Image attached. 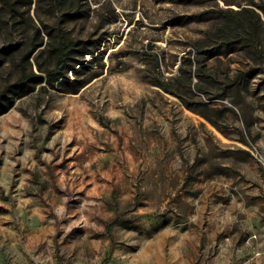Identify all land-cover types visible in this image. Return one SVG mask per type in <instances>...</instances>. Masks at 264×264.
<instances>
[{
    "label": "rangeland",
    "instance_id": "obj_1",
    "mask_svg": "<svg viewBox=\"0 0 264 264\" xmlns=\"http://www.w3.org/2000/svg\"><path fill=\"white\" fill-rule=\"evenodd\" d=\"M45 2L70 63L7 50L36 0L0 33V264H264V0Z\"/></svg>",
    "mask_w": 264,
    "mask_h": 264
},
{
    "label": "trees",
    "instance_id": "obj_2",
    "mask_svg": "<svg viewBox=\"0 0 264 264\" xmlns=\"http://www.w3.org/2000/svg\"><path fill=\"white\" fill-rule=\"evenodd\" d=\"M18 1H20L21 3H18ZM43 1L45 2V0H36V7L34 9L35 18L29 17L30 27L21 28V36L24 37L25 41L15 43L13 44V46L10 45L7 50H9V52L14 51L15 49L19 50L21 45H24L25 49L27 50V54L25 55L24 59L28 61L29 56L32 52H34L39 47L44 46V48L42 49L44 51H42L41 53L50 50V54L56 61V65L58 66V68H61L70 63L69 61H72V59H74L71 55L75 51L76 44L74 42H66L65 38L60 34L59 39H53L52 33H58L61 31L60 24L56 28L55 26L48 24L47 20L43 18L39 10L40 5L41 3H43ZM81 1L83 0H51V2H45L44 4L53 6L60 12H68V14H72L74 10L78 9V5ZM32 2L33 0H0V33L3 32L6 27H9L11 22L12 25L14 23H21L16 21L19 13V10L17 8L18 4L27 5V7H30ZM220 15L222 16V11L220 12ZM223 15V17L225 18L233 17V15L229 16L225 11L223 12ZM89 53L93 52L91 51ZM84 55L85 52H81L79 54L80 57H84ZM39 70L43 73H48L45 70ZM47 75H49V73ZM56 76L62 77L61 74ZM26 82L27 80L24 78L18 80V84H16L15 87H18L19 92H22L24 87H26V84H24ZM153 84L168 91L163 87V84L161 83L154 82ZM10 103L11 102H8V104ZM4 107L5 106H3L2 108Z\"/></svg>",
    "mask_w": 264,
    "mask_h": 264
}]
</instances>
